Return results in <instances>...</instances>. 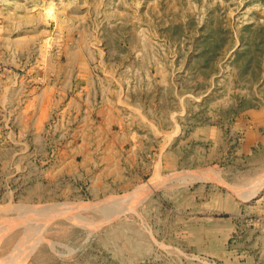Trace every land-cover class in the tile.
<instances>
[{"label":"rangeland","instance_id":"374dc122","mask_svg":"<svg viewBox=\"0 0 264 264\" xmlns=\"http://www.w3.org/2000/svg\"><path fill=\"white\" fill-rule=\"evenodd\" d=\"M0 264H264V0H0Z\"/></svg>","mask_w":264,"mask_h":264}]
</instances>
